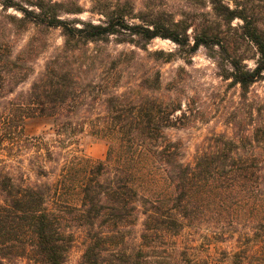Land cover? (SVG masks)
Instances as JSON below:
<instances>
[{
    "label": "trees",
    "instance_id": "trees-1",
    "mask_svg": "<svg viewBox=\"0 0 264 264\" xmlns=\"http://www.w3.org/2000/svg\"><path fill=\"white\" fill-rule=\"evenodd\" d=\"M92 1L100 24L63 19L83 13L77 0H8L2 6L20 14L8 17L18 31L29 24L61 29L70 49L113 39L166 62L175 54L147 51L157 38L188 47L189 55L200 47L218 49L213 58L220 75L240 87L244 102L264 78V0H165L178 2L175 10L150 0L142 11L130 0ZM126 58L135 60V52L120 53L115 67L90 81H80L56 58L26 96L8 99L31 68L0 51V264H65L79 231L85 236L81 264H264V118L252 119V133L247 124L233 137L215 136V145L186 163L182 142L167 134L183 125L182 104L161 94L160 71L123 84L126 71L116 67ZM35 117L53 118L54 134L25 135L27 120ZM84 135L106 141L104 160L64 151ZM235 234L240 246L233 255L213 243ZM197 239L204 242L194 247Z\"/></svg>",
    "mask_w": 264,
    "mask_h": 264
},
{
    "label": "rangeland",
    "instance_id": "rangeland-1",
    "mask_svg": "<svg viewBox=\"0 0 264 264\" xmlns=\"http://www.w3.org/2000/svg\"><path fill=\"white\" fill-rule=\"evenodd\" d=\"M8 0H0V51L4 56H11L13 59L21 57L22 63L31 68L29 79L16 88L14 94L8 99L26 96L35 81L44 73L47 65L58 58L61 67L70 70L79 75L80 81L84 79L90 81L92 76L100 73L105 67L112 69L113 60L122 52L136 54L135 60H124L119 63L117 70L126 71V78L122 83H130L135 85L140 82V75L147 70L153 69L160 71L162 74L164 91L161 94L167 98H175L182 104L186 117L183 119V125L178 128L167 131L169 137L173 140L181 141L184 150V160L186 163H194L197 157L208 150L214 144V137L225 134L233 137L236 130L240 127H248L247 133H252L251 126L253 120L264 118V78L255 83L249 92L248 101L241 99V90L239 86L232 84V80H225L220 75L217 64L215 50H209L200 47L192 55L186 53L190 49L178 46L169 39L157 38L150 42L147 51H164L165 53H174L172 61L164 60L154 61L148 53L132 45H118L113 39L109 42H90L88 44H80L76 49L66 48L65 38L61 29L43 28L34 24L27 25V30L18 31L15 26L10 23L8 17L20 16L13 8L7 11L3 9V3ZM53 2H63L65 0H52ZM83 9V13L79 15H64L63 19H80L86 22L100 24L103 17L99 14L91 12L92 0H77ZM108 3L119 4L125 3L126 0H106ZM135 4L137 11H142L145 4L150 0H130ZM156 4L162 5L167 3L172 9H177L179 3L176 1L154 0ZM240 23L235 21V25ZM191 46L194 45L192 29L189 30ZM76 51V52H67ZM98 56L99 61H92L88 57ZM132 58V57H131ZM60 60V61H59ZM53 62V61H52ZM250 69L255 67L254 61H246ZM85 82V81H84ZM178 89L177 93L168 92V89ZM123 91V90H121ZM100 112V111H97ZM96 113V112H95ZM251 113H254L250 118ZM179 114V113H178ZM54 119L49 117H35L27 120L25 125V135L29 137L54 134ZM54 137V136H52ZM54 140V139H51ZM67 146V145H65ZM76 150L79 154H83L93 160H104L106 158L108 145L106 141L97 139L92 135H84L78 146L64 150L71 152ZM35 150H31L30 154L34 155ZM260 153V150L257 149ZM29 166V162L25 163ZM55 167L52 164L48 167ZM55 169V171H56ZM54 172V170H52ZM54 174L49 178L52 180ZM46 181L45 178L41 179ZM141 218L139 225L133 231L131 243L139 244V236L142 231ZM182 237L178 238L182 242ZM84 233L79 231L76 233V242L71 250L69 260L65 264H81L84 253ZM240 235L230 236L226 242L215 243L216 248L220 251H228L233 255L234 249L238 250ZM204 241L197 239L194 247L202 245ZM182 250V248H180ZM166 256V254H162ZM235 259V258H233ZM15 264H33L28 260L20 259Z\"/></svg>",
    "mask_w": 264,
    "mask_h": 264
}]
</instances>
